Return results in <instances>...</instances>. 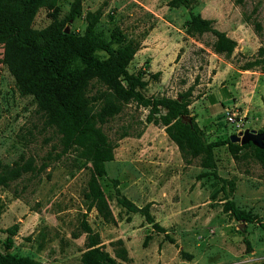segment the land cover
<instances>
[{
	"label": "rangeland",
	"instance_id": "1",
	"mask_svg": "<svg viewBox=\"0 0 264 264\" xmlns=\"http://www.w3.org/2000/svg\"><path fill=\"white\" fill-rule=\"evenodd\" d=\"M73 0H56L40 8L33 28L47 27L52 17L64 21ZM171 0H81V15L64 29L82 35L88 13L100 11L97 33L109 40L118 27L138 50L128 66L146 82L144 94L176 98L192 89L190 114L207 142L236 134L228 114L242 118L245 128H264V72L246 64L264 60V1L197 0L191 12L236 42L231 57L213 51L214 36L188 31L189 10L172 8ZM0 46V161L12 166L31 162L28 172L9 186L0 185V252L28 257L40 264H82L87 222L114 256V242L127 250L126 264H264V231L259 223L237 222L223 211L225 197L251 211L264 223V167L251 150L233 158L226 146L214 149L220 180H197L203 170L185 166L164 130L145 123L146 109L129 104L104 127L118 143L100 185L115 222L106 223L84 198L90 162L69 152L59 159L58 136L44 127L31 97L19 94L3 62ZM245 129V130H246ZM128 136L119 139L123 133ZM141 133L139 137L136 134ZM118 190L150 213L164 228L158 232L140 214L116 202ZM215 195V199H212ZM17 225L12 246L5 249L7 228ZM77 236V237H76Z\"/></svg>",
	"mask_w": 264,
	"mask_h": 264
},
{
	"label": "trees",
	"instance_id": "2",
	"mask_svg": "<svg viewBox=\"0 0 264 264\" xmlns=\"http://www.w3.org/2000/svg\"><path fill=\"white\" fill-rule=\"evenodd\" d=\"M56 0H0V46L3 47V62L14 79L20 95L31 97L35 113L44 127L58 136L59 159L69 152H77L79 157L90 162V175L84 198L87 211L94 209L106 223L115 222L108 200L100 185L107 176L106 164L114 160V150L118 143L112 141L104 127L119 116L129 104L148 111L146 124L164 130L172 141L185 164L194 162L203 170L196 178L212 177L220 180L214 160V149L226 146L233 158L237 159L242 150H251L253 157L264 167V148L252 143L240 145L231 143L229 138L207 142L201 129L190 114L192 89L180 93L176 98L166 96L147 97L144 94L146 82L139 74L129 72L128 66L138 50L132 40H126L116 27L109 40L97 31L101 13H88L86 27L82 35L66 33L64 24L81 15V0H73L64 21L52 17L51 23L42 29L33 28V20L40 8L52 9ZM246 0H234L243 5ZM264 1V0H263ZM197 0H171L169 6H181L189 10L188 31L193 35L206 33L214 36L213 51L226 58L232 56L236 42L213 26V21L191 12V5ZM261 66L264 60L246 64L244 71ZM259 132H262L260 130ZM141 133L136 134L139 137ZM128 136L125 132L119 139ZM38 171V170H37ZM31 162L5 165L0 161V185L9 186L23 174H37ZM116 202L128 213L140 214L147 224L158 232H164L150 213V204L135 205L117 188L114 180ZM215 199V195H212ZM223 211L237 222L259 223L264 231V223L251 211H245L224 198ZM18 227L7 228L5 249L12 246V237ZM80 232L85 235V251L81 255L82 264H126L127 250L118 240L112 245L114 256L104 250L100 236L91 226L82 221ZM77 237V236H76ZM0 264H40L28 257H19L0 252Z\"/></svg>",
	"mask_w": 264,
	"mask_h": 264
},
{
	"label": "water",
	"instance_id": "3",
	"mask_svg": "<svg viewBox=\"0 0 264 264\" xmlns=\"http://www.w3.org/2000/svg\"><path fill=\"white\" fill-rule=\"evenodd\" d=\"M66 33L69 32L66 31ZM229 140L231 143H238L240 145L252 143L259 148H264V128L262 132L246 129L242 134L230 135Z\"/></svg>",
	"mask_w": 264,
	"mask_h": 264
},
{
	"label": "built area",
	"instance_id": "4",
	"mask_svg": "<svg viewBox=\"0 0 264 264\" xmlns=\"http://www.w3.org/2000/svg\"><path fill=\"white\" fill-rule=\"evenodd\" d=\"M227 121L231 125L236 134H242L245 131V123L242 118H236L235 114H228Z\"/></svg>",
	"mask_w": 264,
	"mask_h": 264
},
{
	"label": "crops",
	"instance_id": "5",
	"mask_svg": "<svg viewBox=\"0 0 264 264\" xmlns=\"http://www.w3.org/2000/svg\"><path fill=\"white\" fill-rule=\"evenodd\" d=\"M262 123H264V121H263ZM262 129H263V128H262Z\"/></svg>",
	"mask_w": 264,
	"mask_h": 264
}]
</instances>
